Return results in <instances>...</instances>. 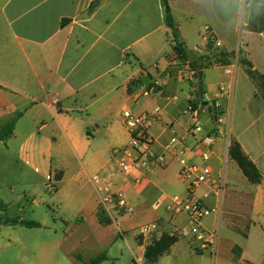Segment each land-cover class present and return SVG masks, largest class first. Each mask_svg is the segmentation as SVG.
I'll return each mask as SVG.
<instances>
[{
	"label": "crops",
	"instance_id": "1",
	"mask_svg": "<svg viewBox=\"0 0 264 264\" xmlns=\"http://www.w3.org/2000/svg\"><path fill=\"white\" fill-rule=\"evenodd\" d=\"M94 1L0 0V127L19 114L11 137L0 141V155L14 157L20 183L28 184L26 177L36 172L47 178L45 188L52 179L59 183L55 190L59 200L70 201L69 188L78 187L75 200L80 214L77 223L65 226L66 233L57 242L41 238L34 245L29 244L30 231L54 230L55 223L15 217L38 227L3 224L19 232L13 239L7 232L0 250L9 251L14 240L12 254L18 264H88L91 258L109 252L117 238L131 233L135 240L141 220L157 225L152 232L156 236L187 228L185 215L170 218L168 212L173 196H186L177 160L140 183L120 173L115 151L130 141L121 114L158 108L161 121L149 128L153 149L162 152L172 136L193 147L195 137L188 134L185 106L197 104L204 95L215 99L222 84L229 96L220 101L221 122L216 123L209 111L199 113L203 131L215 136L205 164L212 170V180L222 181V193L218 196L211 184L196 189L195 196L211 209L202 221L203 240L190 237L181 244L183 238H178L155 263H161L165 255L178 254L181 260L187 253L202 257L205 252L214 256L213 264H264V36H234L242 6L247 16L244 34L251 35L257 24H264V0H167L186 51L202 58L196 69L176 56L161 0ZM205 28L211 36L208 40ZM218 53L225 56L216 58ZM232 58L237 59V66L227 76L224 66ZM172 66L176 75H168ZM156 80H163L162 88L133 99L138 81L148 85ZM232 141L260 172L259 183L239 176L243 174L227 153ZM109 151L111 158H103ZM71 159L78 160L80 168L66 176ZM228 163L238 175V187H231L227 179ZM92 176L100 179L101 188H107L113 198L121 194L133 213L114 219L116 230L113 224L99 223L97 211L105 193L97 191ZM108 207L111 215L116 208ZM219 228L232 238L218 247L217 242L211 244L208 234ZM21 229L26 239H21ZM140 237L136 248L129 245L132 264H146L144 250L150 243ZM34 249L42 252L36 256Z\"/></svg>",
	"mask_w": 264,
	"mask_h": 264
},
{
	"label": "built area",
	"instance_id": "2",
	"mask_svg": "<svg viewBox=\"0 0 264 264\" xmlns=\"http://www.w3.org/2000/svg\"><path fill=\"white\" fill-rule=\"evenodd\" d=\"M205 33V39H210L211 36L208 35L207 28H205ZM215 45L218 46L219 44L216 42ZM185 62L186 64L188 63L187 61ZM236 66L237 59L232 58L230 63L224 66V74L227 76L231 75ZM168 75H176V70L173 66L169 68ZM137 83L135 90L131 93L133 99L148 97L157 89L162 88L164 84L163 80H156L148 85H142L139 81ZM224 96H229V93L226 92L224 85L220 84L218 96L215 99L209 100L204 95L197 104L188 103L185 106V113L190 119L188 134L195 137V145L193 147L186 146L182 138L172 136L163 146L162 152H156L153 149L154 140L149 133V128L152 124L161 121V114L158 108L140 114L124 110L121 114L123 125L129 134L130 141L126 146L115 151L120 173L131 178L134 183H140L154 170L163 168L171 160H177L179 164L178 177L186 186V196L184 198L173 196L168 207L170 218L180 214L185 215L187 218L188 227L177 230L174 233L179 238L191 236L198 241L204 238V234L201 231L202 221L210 214L211 210L195 196L196 189L203 184H211L214 186L218 196L221 195L223 190L222 181L214 182L212 180V170L205 164L211 156L215 136L212 132L203 131L199 122V113L209 111L215 122L220 123L223 116L220 101ZM193 158H196L198 162L193 161ZM91 181L97 185L98 192L104 191L105 195L101 196L100 201L106 211H110L108 204L111 206L113 204L114 208H117L119 212H130V208L121 194H116L113 198L107 188H101L100 179L97 176H92ZM47 188L53 190L51 185H48ZM156 230L157 225L154 223L149 226H143L140 229V235L147 236L152 232H156ZM159 235L157 237H160ZM208 238L213 244L215 242L214 232L208 234Z\"/></svg>",
	"mask_w": 264,
	"mask_h": 264
},
{
	"label": "rangeland",
	"instance_id": "3",
	"mask_svg": "<svg viewBox=\"0 0 264 264\" xmlns=\"http://www.w3.org/2000/svg\"><path fill=\"white\" fill-rule=\"evenodd\" d=\"M243 7V6H242ZM241 9V7H240ZM257 10L256 12H258ZM247 21L246 10L243 11V15H241V11H239V16L237 17V31L234 36H264V24H257V28H254L253 33L251 35H246L242 31L245 30L243 23ZM261 33V34H259ZM14 157L10 153H5L4 155H0V159H3L0 162V200L6 204V212L4 216L6 218H15V217H22L25 221H43L44 219L48 221V225L55 223L56 228L54 230L45 229V230H38L34 229L29 233V244H38L41 238L44 239L46 243H54L57 242L61 237H63L66 233V228L69 224L77 223L79 219V209L77 205V191L78 187L71 186L68 191V198L71 200L68 201L67 199H57L55 190L59 188L60 184L55 182L53 179L51 180V186L54 189L52 192H48L45 188V185L48 184L47 178L38 172L30 174L29 177L23 176L28 179V184L20 183V179L18 178L19 170L18 168H14L12 164V159ZM103 158L109 159L111 158V151L107 154L103 155ZM72 165L66 169V176L76 172L80 168L79 161L76 159H71ZM227 162H231L233 164L234 170H236V165L233 161L229 160ZM228 169V176L227 179L231 182V187L233 185L238 187L240 185V180L238 175L235 171H230V165L227 164ZM53 174V172H52ZM239 176H242L238 173ZM24 180V179H23ZM29 184L32 185L29 187ZM65 184L68 185V181L65 180ZM88 184V183H87ZM76 199V200H75ZM106 215L109 216L112 220L113 227L116 230V224L114 223L115 220H120V217H129L133 213L125 212V213H117V208L112 209L110 214L106 211L104 206H101ZM209 209V208H208ZM22 210V211H21ZM211 210V209H209ZM21 211V212H20ZM211 213V212H210ZM66 220L67 223L64 224L63 220ZM150 219V218H148ZM151 220H141L142 226H149L153 222ZM140 228L135 230V234H140ZM19 230V229H17ZM22 232L21 239H26L27 235L24 233L26 232L24 229ZM12 237L16 232L13 229H6L5 227H0V244L2 240L6 238V234ZM162 234V233H161ZM215 235V243L217 242L218 247L221 242L225 241V239L232 238L229 233L224 232L221 228L218 230H214ZM142 235H136L135 240L140 241ZM147 243H151L153 240L158 239L157 236L153 233H150L147 236ZM191 236L185 237L182 239L181 244H186L188 239ZM229 237V238H228ZM126 238V239H125ZM125 238H117L115 244L112 246L109 252H104L106 259L105 261L101 262L100 264H132L134 261V256L130 249V246L136 248V242L131 235V233L127 234ZM15 241L12 240L11 249L8 251L0 250V264H18L15 256L12 254L13 249L16 248L14 244ZM130 245V246H129ZM35 255H39L42 251L41 249H34L33 250ZM32 254V253H31ZM33 255V254H32ZM31 255V256H32ZM159 264H191V261H199L203 259V264H213L214 256L210 255L209 253L203 252V256H190L187 253L186 257H182L183 259L179 260L178 254L172 255H165ZM170 258L169 261H167ZM156 264V263H154Z\"/></svg>",
	"mask_w": 264,
	"mask_h": 264
},
{
	"label": "trees",
	"instance_id": "4",
	"mask_svg": "<svg viewBox=\"0 0 264 264\" xmlns=\"http://www.w3.org/2000/svg\"><path fill=\"white\" fill-rule=\"evenodd\" d=\"M161 5L163 9V20L167 28L170 29L171 36L175 41L174 52L179 57V59L186 61L188 60L193 69L197 68V63L202 59L194 55L189 54L184 44L180 39V34L178 27L173 19L170 7L167 0H161ZM225 55L222 53L216 54V58H223ZM209 62V60H208ZM201 68V67H200ZM200 91L201 86H198ZM19 117V114L10 117L1 127H0V141L4 142L12 135L13 127L15 121ZM227 153L229 157L235 162L238 169L241 171L243 176L252 184H257L261 180V174L254 166V164L249 160V158L243 153L239 144L235 141H232L228 148ZM6 211V205L0 200V226L3 224L6 225H16L20 224L25 227L33 228L38 227V224L35 222H24L19 221L18 219H8L4 216ZM97 218L99 223L103 226H107L112 223V220L109 216L106 215V212L102 207L97 211ZM176 235H169L168 233H162L158 239L153 240L144 250V260L146 264H154L158 258L169 250V248L178 241ZM105 254L97 255L90 259L88 264H100L105 261Z\"/></svg>",
	"mask_w": 264,
	"mask_h": 264
},
{
	"label": "clouds",
	"instance_id": "5",
	"mask_svg": "<svg viewBox=\"0 0 264 264\" xmlns=\"http://www.w3.org/2000/svg\"><path fill=\"white\" fill-rule=\"evenodd\" d=\"M240 11H241V15H243V11H244L243 7H241Z\"/></svg>",
	"mask_w": 264,
	"mask_h": 264
},
{
	"label": "water",
	"instance_id": "6",
	"mask_svg": "<svg viewBox=\"0 0 264 264\" xmlns=\"http://www.w3.org/2000/svg\"><path fill=\"white\" fill-rule=\"evenodd\" d=\"M97 2H98V0H95V1H94V4L97 3ZM204 104H206V103L204 102ZM208 104H209V106H211L210 103H208Z\"/></svg>",
	"mask_w": 264,
	"mask_h": 264
}]
</instances>
